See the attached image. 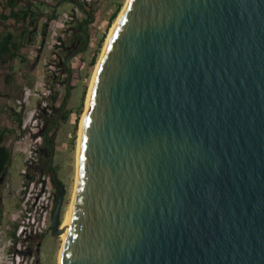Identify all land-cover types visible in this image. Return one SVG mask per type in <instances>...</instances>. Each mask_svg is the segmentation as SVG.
I'll return each mask as SVG.
<instances>
[{
    "label": "water",
    "instance_id": "water-1",
    "mask_svg": "<svg viewBox=\"0 0 264 264\" xmlns=\"http://www.w3.org/2000/svg\"><path fill=\"white\" fill-rule=\"evenodd\" d=\"M89 107L61 264H264V0H128Z\"/></svg>",
    "mask_w": 264,
    "mask_h": 264
},
{
    "label": "rangeland",
    "instance_id": "rangeland-1",
    "mask_svg": "<svg viewBox=\"0 0 264 264\" xmlns=\"http://www.w3.org/2000/svg\"><path fill=\"white\" fill-rule=\"evenodd\" d=\"M125 1L105 0L101 6H95V19L85 27L89 34L87 44L83 38L72 42L71 29L77 25L73 23L61 39V45L56 46L64 31L62 21L65 18L67 20L69 15L73 16L78 9L75 2L15 0L8 6L9 0H0V36L10 33L18 44V57L15 61L0 63V132L5 133L3 144L11 152L7 179L5 177L0 188V209L3 211L0 217L2 248L7 246V240L11 236V231L5 227L12 225V217L16 218L21 214L22 199L19 191L25 180L23 173L28 169L26 159L29 151L32 147L39 149V144L42 143L40 138H43L47 130H50L49 138H53V166L66 189L60 217L61 227L73 197L76 150L90 82L110 29ZM27 8L32 12L36 11V26L23 22L22 14ZM12 10L20 13V19L9 17ZM53 10L57 11L59 20L48 28L45 26L47 18L44 16L53 13ZM67 57L70 61V79L66 71L58 69ZM26 95L29 98L24 104ZM54 97L56 100H53ZM36 116L39 117L38 129L33 128L37 126L34 121ZM54 116L57 121L50 129ZM30 127L33 128L32 131ZM47 156L46 159L40 156L44 167L49 159ZM37 241L39 245L43 244L40 257L36 255L35 264H58L62 244L60 238H55L48 232Z\"/></svg>",
    "mask_w": 264,
    "mask_h": 264
},
{
    "label": "built area",
    "instance_id": "built-area-1",
    "mask_svg": "<svg viewBox=\"0 0 264 264\" xmlns=\"http://www.w3.org/2000/svg\"><path fill=\"white\" fill-rule=\"evenodd\" d=\"M104 1L105 0H75L78 9L74 12L73 16L69 15L67 20L65 18L62 21V29H64V31H62L63 34L60 36L56 46L61 45V39L65 37V33L72 25L85 18L84 9H87L89 13L95 17L93 14L95 6H101ZM51 14L52 13L44 14V18H47V20L45 19V23L48 22V28L51 24L59 20L57 11L55 18L48 20V15ZM28 98L29 95L24 97V104L27 102ZM38 120L39 117H34L36 124ZM38 127L37 124V126L33 128L38 129ZM33 128L30 127L29 129L32 131ZM41 144L42 143L40 142L39 145L41 146ZM39 162L40 151L38 148L32 147L29 151L26 163L28 167H33L34 169L32 171H28L27 169L23 173L25 180L19 191L22 199L21 214L16 218L12 217V222L16 227H5L7 230L11 231V236L8 238L7 246L5 248H2L0 245L1 264H35L36 252L39 247V243L38 241L36 242V240L41 239L48 230L51 229L56 202L52 192L50 178L45 172L39 171L38 168L35 169L39 165ZM28 175L30 176V179L27 177ZM2 240V230H0V241ZM1 250L5 251L1 252ZM30 250L32 254H30Z\"/></svg>",
    "mask_w": 264,
    "mask_h": 264
},
{
    "label": "trees",
    "instance_id": "trees-1",
    "mask_svg": "<svg viewBox=\"0 0 264 264\" xmlns=\"http://www.w3.org/2000/svg\"><path fill=\"white\" fill-rule=\"evenodd\" d=\"M60 1H72L75 2V0H60ZM13 2H15V0H9L8 2V6L13 4ZM53 13L51 15H48V20L55 18L56 16V11H52ZM85 12V18L82 21L77 22L76 26H74L71 30H73L72 33V42H76V41H80L82 38L85 40V44H87L88 40H89V34H87L85 27L89 24L92 23L94 17L92 16L91 13H89V11L87 9H84ZM23 17L22 20L23 22L28 24H32L34 26H36V20H35V16L37 15V13L32 12L29 8L26 9L25 12H23ZM20 13L18 11H14L12 10L10 13L9 17L12 18H19L20 19ZM43 16V14H42ZM115 17V16H114ZM5 18L8 19L7 16H5ZM31 26V25H30ZM45 26L48 27V24L45 23ZM29 38H27V40H29ZM32 39V38H31ZM18 47V44L15 42L14 36L12 34H7V35H3L0 36V63H6V61H15V59L18 57V53L16 50ZM64 70V69H63ZM65 71V70H64ZM68 97V96H67ZM67 97L65 99H67ZM53 100H56V97L53 98ZM55 118V116H54ZM54 118L52 121H54ZM4 132H0V177L3 175V173L7 170L9 164H10V157H11V152L10 150L3 144L4 141ZM42 158L40 159L39 165L35 168L39 171H44L46 170L45 168H48V162L45 164V167L42 163ZM34 168L33 167H28V171H32ZM27 177L30 176L28 175Z\"/></svg>",
    "mask_w": 264,
    "mask_h": 264
},
{
    "label": "bare ground",
    "instance_id": "bare-ground-1",
    "mask_svg": "<svg viewBox=\"0 0 264 264\" xmlns=\"http://www.w3.org/2000/svg\"><path fill=\"white\" fill-rule=\"evenodd\" d=\"M127 3H128V0L125 1V4H124L123 9L119 13L116 21L114 22L112 28L110 29L109 35H108L107 40H106V42L104 44V48H103L102 54L100 56V59L98 61V64L96 65L95 72H94V74L92 76V79H91V82H90V86H89V90H88V94H87V99H86L85 112H84V114L82 116V120H81V124H80L79 138H78V144H77V150H76V165H75L76 175H75V183H74L73 197H72L71 204L69 206V210L65 214L64 219H63V221L61 223V227H60V229H63L64 228L65 231L60 236V240L62 241V244H61V248H60L59 255H58V264H61V261H60L61 253H62V249H63L64 243L66 241V238H67V234H68V230H69V226H70V219H71V215H72L73 203H74V200H75L76 189H77V185H78V181H79L80 149H81V142H82V137H83V131H84L85 123H86V116H87V112L90 109V107H89V101H90V98H91V95H92V92H93V89H94V85H95V82H96V78H97V75H98V71H99V68H100V64H101L102 58H103L104 53L106 51V48H107V46H108V44L110 42V39H111V37H112V35L114 33V30H115V28H116V26L118 24V21H119L121 15H122V12L126 8Z\"/></svg>",
    "mask_w": 264,
    "mask_h": 264
},
{
    "label": "flooded vegetation",
    "instance_id": "flooded-vegetation-1",
    "mask_svg": "<svg viewBox=\"0 0 264 264\" xmlns=\"http://www.w3.org/2000/svg\"><path fill=\"white\" fill-rule=\"evenodd\" d=\"M69 62H70L69 61V57H67L66 60L63 62L62 65H60V67L58 69H61V70L64 69L67 72V75H68V77L70 79L71 78V72H70V69H69V66H68ZM56 121H57V117L55 116L54 121L51 122L50 129L55 126V122ZM49 133H50V130H47L45 132V134H44V136L42 138V144L39 147L40 156L42 158L46 159V156H47L46 154L49 152V155L47 156L49 158L48 159V168L46 170H44V171H41V172H45L48 175V177L50 178L51 188H52V192H53L54 197H55L56 204L58 202L60 193H64V198H63V204H64V200H65V196H66V189H65V186L62 183V181L58 178V175H57V172L55 170V167L53 166V159H54V147H53V143H52V139L53 138H49ZM43 145H45V146H43ZM7 174H8V168L3 173V175L0 177V188L2 187V183L4 182L5 177L7 179V176H6ZM1 202H2V200L0 199V203ZM56 204H55V206H56ZM2 214H3V211L0 209V217L2 216ZM12 226L16 227L15 224H13V223L9 227H12ZM48 232H51V229ZM47 233L45 234V236L47 235ZM42 244L43 243H40V245L38 247V250L36 252V255H38L39 257L41 255ZM30 254H32L31 250H30Z\"/></svg>",
    "mask_w": 264,
    "mask_h": 264
},
{
    "label": "crops",
    "instance_id": "crops-1",
    "mask_svg": "<svg viewBox=\"0 0 264 264\" xmlns=\"http://www.w3.org/2000/svg\"><path fill=\"white\" fill-rule=\"evenodd\" d=\"M54 7V6H53ZM35 13H36V11H35Z\"/></svg>",
    "mask_w": 264,
    "mask_h": 264
}]
</instances>
